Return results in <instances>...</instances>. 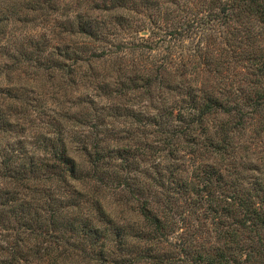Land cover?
<instances>
[{"label":"trees","instance_id":"trees-1","mask_svg":"<svg viewBox=\"0 0 264 264\" xmlns=\"http://www.w3.org/2000/svg\"><path fill=\"white\" fill-rule=\"evenodd\" d=\"M258 30L264 0H0V264H264Z\"/></svg>","mask_w":264,"mask_h":264},{"label":"rangeland","instance_id":"rangeland-1","mask_svg":"<svg viewBox=\"0 0 264 264\" xmlns=\"http://www.w3.org/2000/svg\"><path fill=\"white\" fill-rule=\"evenodd\" d=\"M39 32H41V31H39ZM259 32H261V31H259ZM261 33H262V35L258 40L260 41L259 43L264 48V32H261ZM208 35H209L208 39H209V41H211L210 43L212 44V46H214L215 49L221 50V49L225 48V46H226L225 41H223V39L221 38L222 33L220 32L219 29L216 28L215 34H214V32H212V33H209ZM141 36L147 37L148 34H147V32H144V33H141ZM148 40H151V38H148ZM154 55L157 56L158 58H161V57H159L161 55V49H159L156 53H154ZM232 66H236V65H232ZM241 69L242 68L239 66H236V68L235 67L230 68L229 77L226 80V83L229 84L230 82H233V81L238 82L242 79V77L246 76V73L243 72V70H241ZM262 143L264 144V138L262 139Z\"/></svg>","mask_w":264,"mask_h":264}]
</instances>
